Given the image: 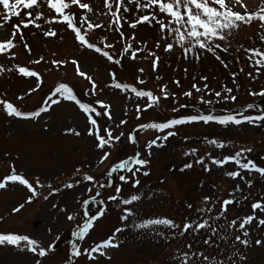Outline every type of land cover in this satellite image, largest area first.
<instances>
[{
	"label": "rangeland",
	"instance_id": "obj_1",
	"mask_svg": "<svg viewBox=\"0 0 264 264\" xmlns=\"http://www.w3.org/2000/svg\"><path fill=\"white\" fill-rule=\"evenodd\" d=\"M82 2L89 3L93 12L86 13L73 7L71 11L77 16L76 26L82 28V34H86L89 42L108 51L121 63H112L101 54L82 48L65 24H48L40 20L37 22L41 25L39 29L33 26L22 28L24 39L21 41L20 35H17L16 47L12 50L15 59H11L9 55H0V65L6 69L15 65L27 67L40 75L42 83L35 77H24L16 71H4L0 73V99L13 103L26 113L37 111L58 83H66L73 88L81 102L94 106L97 111H103L97 101L110 105L111 119L107 116L94 118L97 119L101 136L107 138L104 130L108 129L114 137L120 136V139L114 140L112 147L97 148L98 141L87 134L84 115L71 101L62 100L58 105H52L48 112L30 119L8 117L0 108V181L8 175L9 169L14 168L17 175H22L33 183L38 193L28 203L30 193L18 182H9L5 189H0V232L28 235L45 249L52 245L53 251L42 258V264H179L177 254L188 251L189 244L193 252H204L218 259V251L223 255V250L228 248L229 254L231 253L235 235L249 240L247 248L238 246L239 251L247 256L246 264H264V246L255 244L256 240L264 241V226L258 223L259 219H264V213L256 210V221L245 228L249 233L248 237H243L238 224L236 229L225 227L233 219L240 220L252 215L253 203L264 204V176L239 169L234 162L223 167L212 164L213 158L220 160L234 155L242 148H251L250 153L241 157V162L246 163L250 159L264 167V122L222 126L215 122L204 124L201 121L177 125L162 132L139 128L141 124L166 122L200 112L214 115L238 112L248 105L253 107L248 108L244 115L262 114L260 111H264V97L250 93L264 89V69L257 75L255 67L247 58L248 53L244 51L258 48L264 52V40L261 39L264 29L260 28L259 21L241 26L228 40L221 42L229 47L228 52H218L223 61L221 63L212 54L203 52L199 59H194L191 55L184 59L178 46L172 52H165L164 44L175 43V38L169 36L167 41L162 40L159 27L147 23L138 25L135 29L130 28V22L139 15L149 14L150 10L137 12L136 5L128 3V0H125V6L131 11L123 13V37L115 30L113 18L104 8V0ZM41 3L43 4V0ZM244 3L249 11L255 12L262 0H244ZM234 10L242 11L239 7ZM26 11L22 12V16ZM35 11H43L45 19L56 15L54 12L49 13L46 5ZM2 12L3 9L0 8V13ZM84 15L88 16V21L92 24L103 27L87 30L86 24L79 23V18ZM18 23L20 20L13 18L6 25L7 32L10 33L12 25ZM50 28L56 31L55 37L43 35ZM8 38L4 29H0V40ZM25 42L31 48L30 53L23 47ZM158 42L159 48L156 47ZM106 44L112 47L106 48ZM129 44L132 45L131 51L140 49L134 60L131 59V52L123 51ZM150 52L159 57L155 70L154 58L149 56ZM41 57L43 61L40 64L33 63ZM73 59L78 61L81 71L93 78L97 85L95 94L85 95L90 92L91 84L77 76L75 65L71 63ZM52 60L64 63L57 67L51 63ZM111 73H115V80ZM202 77H207V80L201 79ZM139 80L144 83L140 84ZM114 83L130 87L128 90L117 89L111 86ZM194 84L201 91L197 92L193 88ZM164 86H167V99L161 92ZM131 87L151 91L160 98L159 102L146 108L147 98L137 97L131 92ZM34 88L36 91L32 92ZM225 88H231L232 92L227 93ZM185 92H191L192 95L185 96ZM216 92H221V97H217ZM229 95L235 96L236 100L228 99ZM201 98L211 103H201ZM137 106L141 109L139 113ZM121 120L126 123L121 125ZM72 128L81 135L65 134ZM168 131H173L176 135L167 140H157L151 149L147 147L149 141L166 136ZM133 132L135 143L128 139ZM213 139L223 142L225 147L217 148L207 143ZM193 148L198 150L195 155H185ZM104 152H110L111 155L101 164L99 159ZM137 153L140 158L148 161L147 165L135 175L123 169L116 172L113 179L110 178L109 173L114 164L134 157ZM201 157L204 165L196 163ZM186 163H191L192 168L180 171ZM205 165L209 171H205ZM135 167L137 166L133 165L134 169ZM76 168L81 169L80 174L75 172ZM228 171H240L243 179L228 177ZM144 172L149 174L144 175ZM84 173L91 175L93 181H83ZM120 176L126 177V181L120 180ZM37 178L44 187L35 184ZM77 180L80 183L76 187H63L68 182L76 184ZM136 180H139V185L133 187ZM249 181L251 187L248 185ZM49 184L59 191L53 193ZM103 185L110 187L105 188L93 200ZM237 186L240 191H236ZM89 188L92 189L91 192L88 191ZM116 188L121 189L118 199L110 200V196L117 195ZM133 194L140 196V199L131 205H123L121 201ZM45 196H48L47 200L44 199ZM204 197L211 198L207 205L204 204ZM225 199H234L236 203L228 207L225 218L213 223V227L221 229L217 235L212 236L213 245L203 243L211 235L208 230L194 232L190 229L181 235L179 231L164 225H150L146 228L134 226L149 219L168 218L182 228L185 222L195 223L215 217ZM84 201L88 203L85 204ZM20 204H24L23 209L18 213L13 212ZM188 205L192 207L189 208ZM202 207L212 208V212L200 214L198 209ZM125 208L133 213L127 220L121 219ZM84 210L91 216H99L101 211L104 215L93 221V229L84 240H79L73 232L86 220ZM68 215H73L76 219L69 221ZM117 228L123 231L116 233L115 242L119 247L108 250L111 259L98 257L96 261L90 262L85 255L72 257L73 243L81 249H89L107 239ZM221 236L226 239L222 241ZM35 259L33 254L15 246H0V264H34ZM236 264H239L238 257Z\"/></svg>",
	"mask_w": 264,
	"mask_h": 264
},
{
	"label": "snow or ice",
	"instance_id": "obj_2",
	"mask_svg": "<svg viewBox=\"0 0 264 264\" xmlns=\"http://www.w3.org/2000/svg\"><path fill=\"white\" fill-rule=\"evenodd\" d=\"M128 3H134L136 5L137 12L140 11H149V14L139 15L132 22L129 23V27L135 29L138 25L141 24H149L150 26H158L159 31L161 33V39L167 41L169 36L175 38V43H165L164 51L172 52L175 47H180L182 50V55L184 59H188L191 55L194 59L200 58V53L212 54L216 60L223 63L218 52H228L229 47L227 45H222L221 42L228 40V38L232 35L234 31H238L241 26L251 25L253 21H259L260 28L264 29V0L260 7L255 12H251L248 10V6L244 3V0H128ZM46 5L49 13L54 12L56 15L51 16L49 19H45V15L43 11H35L38 8H42ZM73 7H77L78 9L84 10L86 13L93 12V8L89 3H83L82 0H43V4L41 0H0V8L3 9V12L0 13V29H4L5 35L9 38L6 40H0V55H9L11 59H15L12 50L16 47V37L20 35L21 41H23V29L29 28V26H33L37 29L41 27L39 23L40 20H44L45 23L53 24V23H63L66 25L68 29H70L74 33V39L79 43L82 48H87L92 50L98 54H101L108 61L116 64H120L121 61L118 59H114L112 55L109 54L108 51L103 50L101 47L97 46L94 43L89 42L86 38V34H82V28L76 26L77 24V16L75 13L71 11ZM235 7H239L242 11L234 10ZM104 8L107 9L108 13L111 15L112 24L115 26V30L120 33L123 37V32L121 31L122 23L121 21L125 19L123 13H129L131 9L125 6V0H104ZM113 8L115 9L113 11ZM27 10L25 15L22 16V12ZM35 12V14H34ZM163 17V19L159 18ZM13 18H18L20 23L12 25V31L10 33L7 32L6 25L12 22ZM79 23L81 25L86 24L87 30H92L94 28H101L103 25L100 24H92L88 21V16L84 15L79 18ZM45 37H55L57 35L56 31L51 28L47 31L43 32ZM264 40V36L261 37ZM132 40H135V37H132ZM23 47L31 52L30 46L25 42L23 43ZM106 48H111L112 45H105ZM157 48L160 47V43L158 42L156 45ZM132 45H127L123 51L125 53L131 52V59H136L137 52L131 51ZM246 53H248V59L252 62L253 66L256 69L257 75L261 74V69H264V52L260 51V49H244ZM149 56L153 57V70H155L158 66L159 57L156 56L155 53L150 52ZM43 61V57L38 60L33 61L35 64H40ZM51 63L54 66H60L63 64V61L52 60ZM76 68V74L79 77H83L91 84L90 92H86L85 95L95 94V90L97 85L95 84L93 78L90 75H87L85 72L81 71L80 65L77 60L73 59L71 61ZM227 66V65H225ZM8 71H16L18 74L24 77H35L37 81L42 83L40 75L33 70H29L27 67H21L19 65H15L12 68H5L3 65H0V73ZM143 72V69H140ZM115 80V73L110 74ZM251 75V73H249ZM159 79V77H157ZM201 79L207 80V77H202ZM140 84H143V80L138 81ZM179 83L178 81L176 82ZM40 84L37 85L39 87ZM117 89L128 90L129 85L114 83L111 85ZM193 88L197 92L201 91L200 88L193 85ZM167 86L161 88V92L164 93V98L167 99ZM205 89H207V84H205ZM131 92L135 93L137 97H146L148 103L146 108H151L155 104L159 102V97L154 96L151 91H142L138 90L136 87L130 88ZM32 92L36 91V89H32ZM224 91L227 93H231V88H225ZM185 96H191V92H185ZM215 95L217 97H221V92H216ZM250 95H259L264 97V89L259 92H251ZM59 97V98H57ZM232 101L236 100L235 96L229 95L227 97ZM18 99H23V97H18ZM71 101L74 102L79 111L85 117V127L87 130V134L89 136H94L98 141L96 147L99 149H104L106 146L112 147V142L119 141L120 136H113L112 132L108 129H105L107 138L100 135L99 125L97 123V119L95 117L107 116L111 119L110 114V105L104 104L103 102L97 101L100 104L101 109L103 111H97L96 108L88 103L81 102L80 99L77 98L76 94L73 91V88L70 87L66 83H58L54 89L51 91V94L47 99L43 102V106H40L37 111L32 112H23L18 107L14 106L13 103L8 102L6 100L0 99V108L3 109L4 113L8 117L12 118H21V119H30L34 117L40 116L41 113L48 112L52 105H58L61 101ZM201 103H211V101H204L201 98ZM183 107V106H182ZM248 108H252L253 105H248ZM141 109L137 106V112L139 113ZM173 111H178L177 109H173ZM94 114V115H93ZM239 117V118H238ZM140 118L139 116L137 117ZM203 122L204 124H208L209 122H215L222 126H227L230 124L241 125L242 123L255 124L257 122H264V114L252 116V115H244L243 113H239L238 115H214V114H197V115H187L182 116L175 119H169L166 122H151L146 124L139 125L140 129H154L157 131H164L165 129L174 128L177 125H184L193 122ZM126 121L121 120L120 124H125ZM65 134L80 136L81 133L77 131L75 128L68 129ZM123 135V133H121ZM176 135L173 131H168L166 136L157 137L156 140H151L148 142L147 147L151 149L153 145H156L157 140L163 139L167 140L168 137ZM129 141L135 143V137L133 135H129ZM207 143L215 145L217 148H224L225 144L223 142H218L217 140H208ZM162 146V145H160ZM197 149L193 148L189 152L185 153V155H195L197 153ZM252 151L251 148H242L239 151H236L234 155H229L223 157V159L217 160L215 158L212 159V164L223 167L225 164L229 162H234L239 169H244L249 172H255L264 176V167L258 166L255 162L248 159L247 162H241V157L244 156L245 153H250ZM150 154V153H149ZM110 152H104L103 155L99 159V163H104L109 156ZM196 163L204 165V159L201 157L196 160ZM148 164V161L140 158L139 153H137L134 157H130L127 159L121 160L119 163H116L111 168V172H115L120 169L127 170L135 175L139 172L145 165ZM133 165L137 166L135 169ZM191 163H186L180 169V171H184L185 169L192 168ZM210 169L205 165V171H209ZM75 172L77 174L81 173L80 168H76ZM111 174V173H109ZM149 173L144 172V175H148ZM228 177L233 179L241 176L240 171H228L226 172ZM93 177L87 173L82 175V180L86 182H92ZM120 180L126 181V177L120 176ZM9 182H18L19 184L25 186L30 193L27 202L31 203L32 198L37 196L36 187L33 186V183H30L29 180L25 179L22 175H17L13 168L12 174L6 175L2 181H0V189H5ZM80 183V180L76 181V184L72 182L65 183L63 187L65 189H72L76 187V185ZM35 184L38 187H44L43 184L40 183L39 179L35 180ZM139 185V180H136L133 184V187ZM249 187H251V181L248 182ZM52 192L59 191L58 188H53L51 184L48 185ZM89 192L92 189H88ZM236 191H240L239 186H237ZM121 192L120 188H116V196H110V200H117L118 194ZM231 195V194H230ZM45 200L48 199V196L44 197ZM140 199L138 195H131L130 198L123 199L121 202L123 205H131L133 202H136ZM246 199V198H245ZM210 197H204V204L207 205L210 202ZM85 204L88 201H84ZM236 203L234 199H225L220 204L219 214L215 217H209L208 219H201L195 223L193 222H185L181 228V225L175 223L173 220L168 218H158V219H149L144 221L143 223L135 224L136 228H146L150 225H164L170 229H174L180 232L181 235L186 234L190 229L194 232H200L201 230L210 231L211 235L203 241L205 245H213L212 236L217 235L221 229L219 227H213V223L219 221L221 218L226 217V213L228 211V207L232 204ZM24 204H20L18 207L13 209V212H20L23 209ZM189 208L192 205H188ZM253 210L252 215H248L243 217L240 220L233 219L227 225L226 228H237L242 231L243 237H248L249 233L245 230L246 226L251 225L254 221H256L255 212L256 210H260L264 213V204L261 202H255L251 205ZM63 211H67L63 209ZM200 214H207L212 212V208L202 207L198 209ZM104 215V212L101 211L99 216L89 217L87 220L83 222L82 225L79 226L78 230L73 232V235L76 236L79 240H84L86 236L90 233V230L93 229L94 223L93 221L98 220L100 217ZM133 215L132 211L128 208L124 209V215L121 217L123 220H127L129 216ZM68 220L73 221L76 218L73 215H68ZM259 225L264 226V219L258 220ZM123 231L121 228H117L115 233L109 236L107 239L100 241L99 243L94 244L89 249H81L77 247L75 243L72 244L71 255L72 257H80L82 255L87 256V259L91 261H96L98 257H104L106 259H111L108 255V250L113 248H118L119 244L115 242L116 233ZM225 236H221V240H225ZM23 242V247H21ZM255 244L257 246H264V241L256 240ZM15 246L19 248L21 251H27L33 254L36 257L34 264H42V258L49 255L50 252L53 251V246L49 245L47 249H45L41 244L33 238H30L28 235H20L15 233H2L0 232V246ZM242 245L247 248L249 246V240L246 238H242L241 235H235L234 240L232 241V251L229 254L228 248L223 250V255H220L219 251L217 255L220 258L210 257L206 255L204 252H193L192 246L189 244L187 246L188 251L178 253L177 260L179 264H236V258H239V264H246L247 256L242 254L239 251L238 246ZM98 254V255H94Z\"/></svg>",
	"mask_w": 264,
	"mask_h": 264
},
{
	"label": "water",
	"instance_id": "obj_3",
	"mask_svg": "<svg viewBox=\"0 0 264 264\" xmlns=\"http://www.w3.org/2000/svg\"><path fill=\"white\" fill-rule=\"evenodd\" d=\"M9 173L12 174V171H10Z\"/></svg>",
	"mask_w": 264,
	"mask_h": 264
}]
</instances>
